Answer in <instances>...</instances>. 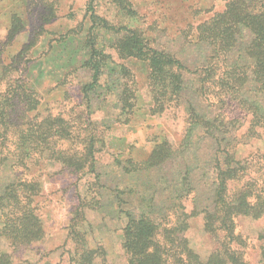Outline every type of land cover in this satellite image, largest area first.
Returning a JSON list of instances; mask_svg holds the SVG:
<instances>
[{
    "label": "trees",
    "instance_id": "16d2710c",
    "mask_svg": "<svg viewBox=\"0 0 264 264\" xmlns=\"http://www.w3.org/2000/svg\"><path fill=\"white\" fill-rule=\"evenodd\" d=\"M35 1L46 10L51 0H25ZM96 1H87L78 111L65 98L39 111L43 97L24 78L38 39L2 50L23 31L18 16L0 45V264H33L45 239L43 180L58 175L74 180L77 202L60 255L67 264H249L256 240L255 264H264V229H254L255 242L242 229L264 221V0L187 10L166 41L141 27L130 1L106 0L113 17H100ZM128 61L146 69V100ZM101 107L115 127L182 121L178 143L162 136L138 162L115 153L142 188L103 173L110 130L92 117ZM106 208L118 222L117 260L108 245H88L86 212ZM190 232L210 243L203 256Z\"/></svg>",
    "mask_w": 264,
    "mask_h": 264
},
{
    "label": "rangeland",
    "instance_id": "374dc122",
    "mask_svg": "<svg viewBox=\"0 0 264 264\" xmlns=\"http://www.w3.org/2000/svg\"><path fill=\"white\" fill-rule=\"evenodd\" d=\"M87 1L51 0L47 2L50 3L48 9L46 7L51 15L42 18L46 10L37 1L27 4L25 0H0V45L6 39L13 17L18 16L23 23V31L14 37L8 47L2 49L4 55L21 47L31 34L39 41L32 49L37 60L28 65L24 78L43 97V104L39 110L41 112L47 105H53L63 98L70 99L68 109L74 108V111H78L79 85L87 79L86 72L79 69L84 61L82 49L90 25L89 15L86 13ZM128 1L142 18L141 27L147 30V33L153 29L154 35H158L164 41L171 38L170 35L178 30V23L180 25V20L186 16L187 10L192 11L194 16V13L210 10L212 3L215 2L214 0ZM111 8L106 0L96 1V13L100 17L103 15L113 17L114 13ZM181 49V52L185 50L183 47ZM124 64L137 82L142 101L146 100L144 91L146 69L143 65L133 61L124 62ZM108 110V108L101 107V110L92 116L95 121H98L101 131L105 128L110 130L105 142L107 149H103V152H106L101 160L102 171L109 176L114 185L117 184L122 189L124 187L142 188L141 180L135 175H122L114 161L117 156L115 153L121 154L117 157L119 161L131 159L138 162L140 157H144L162 136L178 143L182 137V121L177 124L152 120L143 123L140 119L128 126L115 127L113 120L109 118L113 113H109ZM247 149H241L240 152L245 155L248 152ZM52 173L53 171H50L49 175ZM51 179L43 180L46 203L41 212V220L45 239L38 248L39 252L34 253L33 264H67L65 258L60 260V255L66 226L77 205L73 187L74 180L71 182L67 177L60 175L53 176ZM82 188L80 187L79 190ZM131 203L135 204L134 201ZM108 209L102 210V213L101 211L86 212L88 245L91 248L101 243L108 245L110 260H117L118 231L116 229L118 222L115 214ZM242 229L256 237L254 229H264V221L258 224L243 223ZM190 238L199 254L203 256L208 252L210 243L208 244L202 235L190 232ZM259 243L256 240L246 252L245 259L249 264L256 263L258 255L256 247ZM40 256H45L46 259L39 260ZM112 264L115 263L112 262Z\"/></svg>",
    "mask_w": 264,
    "mask_h": 264
}]
</instances>
